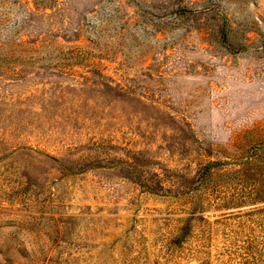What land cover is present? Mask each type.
I'll list each match as a JSON object with an SVG mask.
<instances>
[{
	"label": "rangeland",
	"instance_id": "obj_1",
	"mask_svg": "<svg viewBox=\"0 0 264 264\" xmlns=\"http://www.w3.org/2000/svg\"><path fill=\"white\" fill-rule=\"evenodd\" d=\"M0 264H264V0H0Z\"/></svg>",
	"mask_w": 264,
	"mask_h": 264
},
{
	"label": "trees",
	"instance_id": "obj_2",
	"mask_svg": "<svg viewBox=\"0 0 264 264\" xmlns=\"http://www.w3.org/2000/svg\"><path fill=\"white\" fill-rule=\"evenodd\" d=\"M212 164H213V162L209 163V164L207 165V168L210 167Z\"/></svg>",
	"mask_w": 264,
	"mask_h": 264
}]
</instances>
